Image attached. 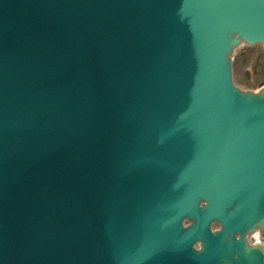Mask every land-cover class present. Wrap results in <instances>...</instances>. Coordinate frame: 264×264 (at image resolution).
Here are the masks:
<instances>
[{
  "label": "water",
  "instance_id": "obj_1",
  "mask_svg": "<svg viewBox=\"0 0 264 264\" xmlns=\"http://www.w3.org/2000/svg\"><path fill=\"white\" fill-rule=\"evenodd\" d=\"M242 43L264 0H0V264H264Z\"/></svg>",
  "mask_w": 264,
  "mask_h": 264
},
{
  "label": "rangeland",
  "instance_id": "obj_2",
  "mask_svg": "<svg viewBox=\"0 0 264 264\" xmlns=\"http://www.w3.org/2000/svg\"><path fill=\"white\" fill-rule=\"evenodd\" d=\"M234 79L241 88L257 91L264 85V46L242 44L236 50Z\"/></svg>",
  "mask_w": 264,
  "mask_h": 264
},
{
  "label": "bare ground",
  "instance_id": "obj_3",
  "mask_svg": "<svg viewBox=\"0 0 264 264\" xmlns=\"http://www.w3.org/2000/svg\"><path fill=\"white\" fill-rule=\"evenodd\" d=\"M256 234H258V233H256Z\"/></svg>",
  "mask_w": 264,
  "mask_h": 264
}]
</instances>
